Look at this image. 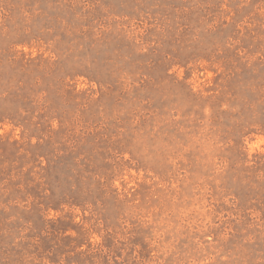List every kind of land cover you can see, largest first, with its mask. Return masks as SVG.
<instances>
[{"label": "rangeland", "instance_id": "1", "mask_svg": "<svg viewBox=\"0 0 264 264\" xmlns=\"http://www.w3.org/2000/svg\"><path fill=\"white\" fill-rule=\"evenodd\" d=\"M0 264H264V0H0Z\"/></svg>", "mask_w": 264, "mask_h": 264}]
</instances>
